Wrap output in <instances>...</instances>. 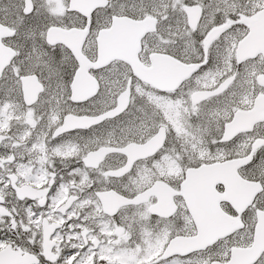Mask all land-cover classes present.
I'll use <instances>...</instances> for the list:
<instances>
[{"label": "snow or ice", "instance_id": "obj_1", "mask_svg": "<svg viewBox=\"0 0 264 264\" xmlns=\"http://www.w3.org/2000/svg\"><path fill=\"white\" fill-rule=\"evenodd\" d=\"M0 264H264V0H0Z\"/></svg>", "mask_w": 264, "mask_h": 264}]
</instances>
